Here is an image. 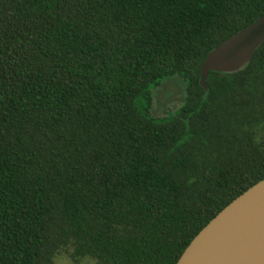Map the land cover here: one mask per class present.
<instances>
[{
    "label": "trees",
    "instance_id": "16d2710c",
    "mask_svg": "<svg viewBox=\"0 0 264 264\" xmlns=\"http://www.w3.org/2000/svg\"><path fill=\"white\" fill-rule=\"evenodd\" d=\"M264 0H0V264H174L264 177V40L199 66ZM178 74L181 105L147 112Z\"/></svg>",
    "mask_w": 264,
    "mask_h": 264
},
{
    "label": "water",
    "instance_id": "95a60500",
    "mask_svg": "<svg viewBox=\"0 0 264 264\" xmlns=\"http://www.w3.org/2000/svg\"><path fill=\"white\" fill-rule=\"evenodd\" d=\"M264 40V14L210 49L199 66L205 88L208 71L243 68ZM174 264H264V177L231 199L190 239Z\"/></svg>",
    "mask_w": 264,
    "mask_h": 264
},
{
    "label": "rangeland",
    "instance_id": "374dc122",
    "mask_svg": "<svg viewBox=\"0 0 264 264\" xmlns=\"http://www.w3.org/2000/svg\"><path fill=\"white\" fill-rule=\"evenodd\" d=\"M184 97V82L175 74L161 80L149 93L147 112L151 117L160 119L172 115L181 105ZM51 264H95L90 257L72 258L70 249L59 250Z\"/></svg>",
    "mask_w": 264,
    "mask_h": 264
}]
</instances>
